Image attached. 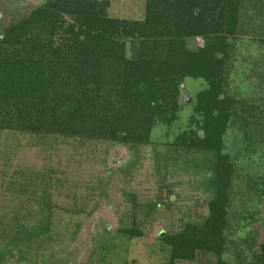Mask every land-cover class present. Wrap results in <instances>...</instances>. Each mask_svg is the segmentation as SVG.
<instances>
[{"label": "trees", "instance_id": "1", "mask_svg": "<svg viewBox=\"0 0 264 264\" xmlns=\"http://www.w3.org/2000/svg\"><path fill=\"white\" fill-rule=\"evenodd\" d=\"M109 6L43 0L6 23L0 19V132L149 146L157 124L177 121L185 79L203 81L188 129L172 147L210 164L208 215L159 237L169 264L192 262L199 252L228 264L236 161L249 159L257 145L264 155V103L238 99L228 81L236 41L264 0H145L142 20L112 18ZM196 38L201 45L189 46ZM257 41L264 45V37ZM227 138L239 142L228 149ZM245 188L262 192L264 175ZM121 233L142 236L133 228ZM248 250L253 264H264V236Z\"/></svg>", "mask_w": 264, "mask_h": 264}, {"label": "rangeland", "instance_id": "2", "mask_svg": "<svg viewBox=\"0 0 264 264\" xmlns=\"http://www.w3.org/2000/svg\"><path fill=\"white\" fill-rule=\"evenodd\" d=\"M42 1L0 0V19L6 23ZM107 1L112 18L144 17L145 0ZM251 11L228 82L238 99L264 103V45L257 41L264 37V10ZM204 86L185 79L177 121L157 124L149 146L0 132V264H169V247L159 236L203 222L213 197L204 156L172 147L188 129L193 98ZM231 139H225L228 149L239 142ZM255 148L249 159L236 161L228 264H253L249 244L264 236V188H245L264 175L263 147ZM131 228L142 236L121 233ZM175 264H216V257L199 252L194 261Z\"/></svg>", "mask_w": 264, "mask_h": 264}, {"label": "water", "instance_id": "3", "mask_svg": "<svg viewBox=\"0 0 264 264\" xmlns=\"http://www.w3.org/2000/svg\"><path fill=\"white\" fill-rule=\"evenodd\" d=\"M197 12H198V11H197ZM190 100H191V98L188 97V96L185 98V102H186V103H189ZM180 105H182V104H180ZM215 115H216V113H215ZM200 133H201V136L203 137L202 132H200ZM210 200H212V197H209L208 201H210Z\"/></svg>", "mask_w": 264, "mask_h": 264}]
</instances>
